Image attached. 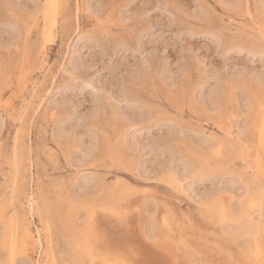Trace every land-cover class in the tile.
<instances>
[{
    "label": "rangeland",
    "instance_id": "374dc122",
    "mask_svg": "<svg viewBox=\"0 0 264 264\" xmlns=\"http://www.w3.org/2000/svg\"><path fill=\"white\" fill-rule=\"evenodd\" d=\"M47 1L0 0V264H264V0Z\"/></svg>",
    "mask_w": 264,
    "mask_h": 264
},
{
    "label": "bare ground",
    "instance_id": "6f19581e",
    "mask_svg": "<svg viewBox=\"0 0 264 264\" xmlns=\"http://www.w3.org/2000/svg\"><path fill=\"white\" fill-rule=\"evenodd\" d=\"M48 2V7H47V9H46V11L48 12V14L47 15H49L50 16V22H49V25H48V28H50V30L55 26V24H56V19H55V17H56V15H57V11L59 10L58 8H59V2H60V0H48L47 1ZM47 2H45V3H47ZM76 3V2H75ZM90 5V4H89ZM90 7V6H89ZM45 8V7H44ZM61 9V8H60ZM45 12V11H44ZM62 12V11H61ZM75 18V17H74ZM77 18V17H76ZM45 19V18H44ZM77 22V21H76ZM57 23H59V22H57ZM57 27V26H56ZM66 27V26H65ZM45 33V32H44ZM44 33H43V35H44ZM52 33V32H51ZM48 36V35H47ZM73 37V36H72ZM264 37V36H263ZM76 49V48H75ZM263 52V51H262ZM67 56V55H66ZM68 65V64H67ZM59 68V67H58ZM53 69V68H52ZM59 73H60V71H59ZM79 77V76H78ZM48 85H50V84H48ZM261 99V98H260ZM258 102H260V101H258ZM257 103V102H256ZM261 104H263V100H262V102H260ZM258 104V103H257ZM256 104V109H257V107H258V105ZM262 106H264V105H262ZM260 108V107H259ZM262 108H264V107H262ZM37 112V111H36ZM264 112V111H263ZM252 114V113H251ZM260 114H262V111L260 112ZM252 116V115H251ZM254 118V117H253ZM262 118H264V117H262ZM261 118V119H262ZM260 118H258V121H257V123H256V125L258 124V122L260 121L259 120ZM252 120H255V118L254 119H252ZM264 120V119H263ZM262 120V121H263ZM261 121V122H262ZM252 124H254L253 122H252ZM264 124V123H263ZM258 125H260V122H259V124ZM261 126V125H260ZM255 128H257L258 129V127H256L255 126ZM227 129H228V127H227ZM231 130V129H230ZM260 131H259V134L257 135V137H259V138H256L255 140H258L259 139V141L261 142V143H263L264 144V127H262V128H260L259 129ZM258 133V132H257ZM256 133V134H257ZM55 134V133H54ZM254 140V141H255ZM258 142V141H257ZM259 144V143H258ZM248 146V145H247ZM259 147V146H258ZM261 149V148H260ZM263 151V150H262ZM259 153H260V151L258 152V155H259ZM263 153V152H262ZM261 153V154H262ZM263 155V154H262ZM256 156H257V151H256ZM259 157V156H258ZM257 157V158H258ZM262 157V156H261ZM260 157V158H261ZM103 158H104V156H103ZM259 158V159H260ZM261 161V160H260ZM262 161H263V159H262ZM138 162V161H137ZM257 165H259V163L257 162L256 163ZM185 166H186V164H185ZM260 166V165H259ZM258 166V168L260 169V168H262L261 166L259 167ZM188 167V166H187ZM253 170V169H252ZM258 170V169H257ZM261 171V170H260ZM264 171V170H263ZM15 173H17V172H15ZM179 173V172H178ZM264 173V172H263ZM248 174V173H247ZM245 177V176H244ZM263 177V176H262ZM170 178H173L172 176L170 177ZM90 180V179H89ZM139 180V179H138ZM178 180V179H177ZM175 180L173 179V182H174ZM246 183H248V181L246 182ZM249 184H250V182H249ZM252 185V184H251ZM190 186V185H189ZM191 187V186H190ZM246 187H247V185H246ZM249 187H251V186H249ZM249 189V188H248ZM191 190V189H190ZM252 190V189H251ZM189 190H187V192H188ZM248 192V191H247ZM78 195V194H77ZM30 198V197H29ZM29 200V199H28ZM29 202H30V200H29ZM215 202V201H214ZM198 203V202H197ZM199 204V203H198ZM29 205L31 206L30 207V209L31 210H28L29 212L31 211V214L33 213V211L35 212V210H34V208H33V203H29ZM29 205L27 206V207H29ZM252 205V204H251ZM256 205V207H257V204H255ZM259 205V204H258ZM242 207V206H241ZM240 207V210H237V212L235 213V215H232L231 213H230V210H229V215H225L224 213H221V214H223V215H221L222 216V218H224V221L223 222H226L227 220H229V221H234V222H236L235 224L237 225V227H239L241 230H243L242 228H244V229H246V227H247V229L250 227V223H251V219H252V208H251V206L249 205V206H247V205H244L242 208ZM255 207V206H254ZM219 208V207H218ZM238 209V208H237ZM114 210V209H113ZM232 211V210H231ZM22 212V211H21ZM225 212H227V211H225ZM254 212H255V210H254ZM228 213V212H227ZM72 215V214H71ZM91 215V214H90ZM255 215V214H254ZM33 216V215H32ZM215 218H216V216H215ZM32 219H34V218H32ZM255 219V218H254ZM80 220V219H79ZM226 220V221H225ZM223 222H221L222 223V225L224 224ZM32 223V222H31ZM31 223H27L28 224V226H26V230H25V233H26V236H25V238L27 239H25V238H23L20 242L18 241H14L15 239L13 238V240L10 242L11 243V248L12 249H14V248H17V247H26V245H25V243H24V240H26V244L28 245H33V249H31V250H34V245L37 247V248H41V246L43 247V245H42V235H41V233L40 232H35L34 233V231H33V229H32V224ZM226 223H230V222H226ZM233 223V222H232ZM232 223H230V224H232ZM253 223H254V221H253ZM256 223V222H255ZM229 224V225H230ZM14 227V226H13ZM261 227V226H260ZM252 228H253V225H252ZM5 229H7V228H5ZM230 229V228H229ZM229 229H228V231H229ZM237 229V228H236ZM261 229V228H260ZM37 230V229H36ZM254 230V229H253ZM231 231V230H230ZM245 231V230H244ZM247 231H249V229L247 230ZM246 231V232H247ZM255 231V230H254ZM262 231V230H261ZM17 232V231H16ZM234 232V231H233ZM240 232V231H239ZM257 232H259V230L257 231ZM241 233H243V232H241ZM249 233H251V232H249ZM261 233V232H260ZM17 234H18V232H17ZM225 234V233H224ZM236 234V233H235ZM14 235V234H13ZM246 235H247V233H246ZM253 235V234H252ZM18 236H19V234H18ZM21 236V235H20ZM238 236V235H237ZM251 236V235H250ZM256 236V235H255ZM7 237H8V232H7ZM44 237V236H43ZM243 237V236H242ZM245 237V236H244ZM248 237V236H247ZM253 237V236H252ZM18 238V237H17ZM255 238V237H254ZM5 239H6V237H5ZM259 239H260V237H259ZM5 241V240H4ZM6 241H8V240H6ZM10 241V240H9ZM8 241V242H9ZM86 241L87 240H85L84 238H80L79 239V235L76 233V237H75V242L80 246H84L85 245V243H86ZM1 242H3V241H1ZM257 242V241H256ZM5 244V243H4ZM43 244H45V242L43 243ZM49 244V243H48ZM260 245V244H259ZM6 246V245H5ZM50 248V247H49ZM8 249V248H7ZM59 249V248H58ZM9 251H10V249H9ZM41 251H42V249H41ZM51 251V250H50ZM10 253V252H9ZM31 254V253H30ZM44 254V253H43ZM10 257H12L11 258V260L15 257V256H13V251H11V253H10ZM32 255V254H31ZM36 255V254H35ZM32 257V256H31ZM63 258V257H62ZM40 259V258H39ZM44 259V258H43ZM30 260H31V258H30ZM35 261V260H34ZM37 261V260H36ZM35 261V262H36ZM25 262V261H24ZM32 262V261H31ZM34 263V262H33ZM39 264V263H38ZM43 264V263H42Z\"/></svg>",
    "mask_w": 264,
    "mask_h": 264
},
{
    "label": "snow or ice",
    "instance_id": "6c2138e0",
    "mask_svg": "<svg viewBox=\"0 0 264 264\" xmlns=\"http://www.w3.org/2000/svg\"><path fill=\"white\" fill-rule=\"evenodd\" d=\"M262 56H264V54H262ZM85 70L86 71H94L95 69L92 68V67H86ZM113 71L115 72V69H113ZM73 81L76 84L82 85L84 88L90 89L93 92L94 95H99V94L103 93V89L102 88H100V89L95 88V87H93V85L91 83L87 82L86 80H82V79L74 77Z\"/></svg>",
    "mask_w": 264,
    "mask_h": 264
}]
</instances>
